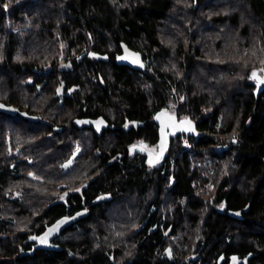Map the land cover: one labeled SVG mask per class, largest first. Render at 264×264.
Here are the masks:
<instances>
[{"label": "trees", "instance_id": "obj_1", "mask_svg": "<svg viewBox=\"0 0 264 264\" xmlns=\"http://www.w3.org/2000/svg\"><path fill=\"white\" fill-rule=\"evenodd\" d=\"M126 50L138 52L147 69L114 63ZM80 54L109 57L80 69L87 79L100 73L103 114L143 121L138 133L153 145L154 116L172 113L175 87L183 96L175 115L211 110L197 123L218 132L207 142L238 138L235 165L218 177L206 207L192 195L179 135L158 168L126 156L133 132L111 133L101 143L106 197L60 250L20 253L22 236L3 219L17 224L26 216L3 206L0 189V264H264V0H0V96L23 103L24 89L33 90L24 83L29 74L42 82L50 69L59 71L61 57ZM35 95L41 115L60 108L44 89ZM116 149L123 157L108 163Z\"/></svg>", "mask_w": 264, "mask_h": 264}, {"label": "flooded vegetation", "instance_id": "obj_2", "mask_svg": "<svg viewBox=\"0 0 264 264\" xmlns=\"http://www.w3.org/2000/svg\"><path fill=\"white\" fill-rule=\"evenodd\" d=\"M59 71L50 69L42 82L29 74L24 83L33 90L24 89L21 96L7 95L0 101L15 111L0 109V189L3 206L18 208V216L26 219L4 218L14 224L22 236L20 253L33 254L38 250L57 251L66 238L83 229L85 218L94 212L106 197L99 188L101 176V143L109 134L133 132L126 140V156L142 159L145 164L162 165L163 153L150 162L148 155L132 151L133 146L158 154V125L155 122L156 142L149 144L147 134L138 133L145 126L139 119L118 120L114 113H102L98 94L100 73L90 76L80 70L87 60L98 64L108 56L80 54L63 56ZM114 63L126 68L147 69L142 58L128 63L124 53L113 56ZM36 72V71H35ZM36 73L42 74V71ZM56 76L55 79H49ZM74 76V77H73ZM86 78V79H85ZM48 80V81H47ZM48 83V88H44ZM45 90L48 99L60 108L51 105L44 115L36 111V93ZM40 115V117H38ZM156 115V114H155ZM123 153L117 149L109 154L108 163L119 161ZM155 209L153 208V211ZM152 211V212H153ZM28 214V215H26ZM95 214V213H94ZM67 219L68 224L58 227L50 244L59 248H35L37 237L58 219ZM157 229V224H147V230Z\"/></svg>", "mask_w": 264, "mask_h": 264}, {"label": "built area", "instance_id": "obj_3", "mask_svg": "<svg viewBox=\"0 0 264 264\" xmlns=\"http://www.w3.org/2000/svg\"><path fill=\"white\" fill-rule=\"evenodd\" d=\"M177 117L191 120L196 125V131L192 135H178L182 145L181 151L186 153L188 158L192 195L201 199L205 206H210L215 200L216 180L219 176L227 174L235 165L238 138L233 136L219 142H207L206 138L211 137V135L197 127V123L204 116L190 111L177 115ZM221 145L228 147L223 149ZM187 199V195L180 198L182 201Z\"/></svg>", "mask_w": 264, "mask_h": 264}, {"label": "water", "instance_id": "obj_4", "mask_svg": "<svg viewBox=\"0 0 264 264\" xmlns=\"http://www.w3.org/2000/svg\"><path fill=\"white\" fill-rule=\"evenodd\" d=\"M124 58L125 61L128 63H132L137 61L139 58H141V55L136 52L135 50H126L124 52ZM259 91L258 88L254 90L255 95H258ZM0 109L9 110V111H15L16 109L10 106L5 105L0 101ZM155 122L158 125V132H159V138H158V154H154L152 151H146L141 150L140 147L133 146L131 148L132 151L136 152H142L144 154L148 155V159L150 162H154L155 159H157L163 151L168 147V145L171 142V137L173 134H187L192 135L196 131V125L188 119L185 118H178L177 115L172 114L170 112L160 110L155 115ZM227 145H221V148L226 149ZM153 208L148 213V216L145 218V220L142 222V224H145L148 221V218L150 214L152 213ZM69 222L67 219H58L56 222H54L52 225L46 227V229L37 237L36 244L33 246L31 252L35 248H59L58 246L51 245L50 239L55 235L57 228L64 226L68 224ZM167 255L170 256V247L166 248ZM23 254V253H21ZM199 255V252L196 254H193L189 257V260L195 259Z\"/></svg>", "mask_w": 264, "mask_h": 264}, {"label": "rangeland", "instance_id": "obj_5", "mask_svg": "<svg viewBox=\"0 0 264 264\" xmlns=\"http://www.w3.org/2000/svg\"><path fill=\"white\" fill-rule=\"evenodd\" d=\"M171 92H172V95L174 96V101L169 106V109L172 111V113H174V112L178 111L179 104H182V102H183V98L182 97L183 96L176 90L175 87H172ZM200 110L203 111V113H204L203 115L204 116H205V114H207V113H209L211 111L209 109H204V108H201ZM180 114H184V113H180ZM180 114H177V115H180ZM220 122H221V118L218 120V123H216L217 127L220 125ZM217 134H218V132L215 133V131H214L210 135L212 137V136H216ZM218 136L223 137L224 135H220L219 134ZM233 136H235V135L231 134V135H229L228 138L233 137ZM221 137L219 139H221ZM228 138L226 137V139H228ZM169 177H171V174L169 175ZM206 207H208V206H206ZM163 232H164V234H166V230L164 228H163Z\"/></svg>", "mask_w": 264, "mask_h": 264}]
</instances>
